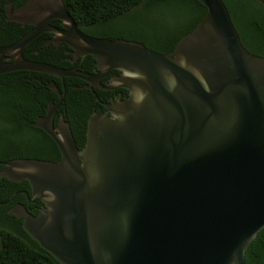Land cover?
<instances>
[{
    "label": "water",
    "instance_id": "1",
    "mask_svg": "<svg viewBox=\"0 0 264 264\" xmlns=\"http://www.w3.org/2000/svg\"><path fill=\"white\" fill-rule=\"evenodd\" d=\"M198 1L206 15L169 54L84 34L62 0H29L10 14L38 28L0 47V74L92 82L86 72L24 59L59 19L62 41L93 57L102 76L121 71L132 92L113 114L91 115L80 150L64 118L59 132L54 126L66 94L50 84L59 100L35 126L61 159L0 162L9 168L1 179L28 181L44 202L37 216L20 205L8 213L61 264H246L264 229V58L245 49L222 0Z\"/></svg>",
    "mask_w": 264,
    "mask_h": 264
},
{
    "label": "trees",
    "instance_id": "2",
    "mask_svg": "<svg viewBox=\"0 0 264 264\" xmlns=\"http://www.w3.org/2000/svg\"><path fill=\"white\" fill-rule=\"evenodd\" d=\"M9 1L0 0V12H5ZM222 1L245 49L264 58V0ZM64 5L78 26L93 37L133 41L161 54L172 53L179 40L191 32L207 12L198 0H78ZM170 19L176 21L170 23ZM0 29L1 46L11 45L25 34L22 24L17 22L2 24ZM26 57L63 69H76L60 63L55 54L48 57L49 60ZM87 60L95 59L89 56ZM52 83L65 93L61 79L52 75L24 71L0 75V162L7 160L2 151L28 141L32 130L41 132L52 149H58L54 140L34 125L38 117L46 113L49 104L59 100L49 87ZM81 83L79 79L65 78L66 95L59 107L80 150L86 143L92 110L98 105L92 93L74 88ZM20 157L28 158L19 155L15 159ZM44 161L58 160L46 158ZM25 186L28 182L0 179V202L11 199ZM11 204L0 206V264H61L30 237L22 218L8 213ZM246 264H264V229L249 246Z\"/></svg>",
    "mask_w": 264,
    "mask_h": 264
},
{
    "label": "flooded vegetation",
    "instance_id": "3",
    "mask_svg": "<svg viewBox=\"0 0 264 264\" xmlns=\"http://www.w3.org/2000/svg\"><path fill=\"white\" fill-rule=\"evenodd\" d=\"M28 1L29 0H10L6 5L5 12L4 13L0 12V27L2 26V24L12 23L13 21L8 20L11 17L12 13H14L18 8L23 6ZM62 1L65 4V2L68 3L72 1H78V0H62ZM9 7H10V11L7 10ZM49 24L53 28V30L41 31L32 40V42L23 50L24 59H26L27 58L26 56L29 55L31 58L38 57V58L49 60L48 57H52L55 54L56 56L59 57L60 63L68 64L69 66H73L74 68H76V70L86 72L90 74L91 76H93L94 78L92 79V82L88 83L86 81L79 79L82 82L81 85H77L74 87L77 90H83V91L87 90L90 93H92V95L96 98V102L98 105L94 106L92 110V115L98 114V113L102 114V113H107V112H110L111 114H113L112 112L115 110L116 104H119L120 102H123L131 98L132 92L129 89L122 87V85L119 83V78L123 76V73L121 71L112 70L107 75L102 76V71H100L97 68L95 60L88 61L87 59L89 56L78 57L76 50L73 49L69 44L62 41V35L59 32V30L65 31L66 25L63 21L59 19H52L49 22ZM37 28L38 27L36 25H29V24L22 25V29L25 31V34L22 35V37L37 30ZM79 29L84 34L93 37L92 35L83 31V29H81L80 27ZM10 39L11 38L7 37V40H10ZM6 46H10V45H3V46L0 45V47H6ZM1 56L2 55L0 54V60H1ZM15 60L16 58L12 56H5V58L3 59L4 62H12ZM28 61H32V60H28ZM32 62L44 63L40 61H32ZM16 72H19V71H16ZM5 74H8V73H5ZM0 75H3V74H0ZM61 81L63 83V87H64L65 94H66L65 79ZM62 113L63 111L59 112V108H58L53 117L54 126L58 132H59V126H60L59 124H60L61 119L62 118L65 119V114L64 113L62 114ZM46 114H47V111L44 115H40L37 121L41 118L46 117ZM35 127L38 129H41L37 126ZM86 132H87V128H86ZM86 137H87V133H86ZM2 154L4 157L7 158L5 162L20 160V159L44 161L46 158L57 159L59 161L62 157L59 148L57 150L52 149L50 142L45 138V136L41 132L36 131V130L31 131L30 138L28 141L26 142L22 141L19 144H14L11 148H8L7 150H3ZM19 155L28 156V158L20 157L18 159H15V156H19ZM1 166L2 168L0 169V173L2 171L9 169L7 168V166H4V165H1ZM5 178L6 177L4 176L2 179H5ZM25 182H28V181H24L21 183H25ZM19 192H26L27 195L19 194L15 196ZM14 196L15 197L11 202L12 204L10 203L11 205L8 211L12 210L17 205H20V206H23L32 215L37 216L43 209L42 207H44V202L42 201V199H39L38 197L33 199L34 193H33V189L30 186L29 182H28V186H25L23 189L17 191L14 194ZM27 196L29 200L33 199V202L29 203V201L27 200ZM29 208L32 211H29ZM34 208H38V209H34Z\"/></svg>",
    "mask_w": 264,
    "mask_h": 264
},
{
    "label": "rangeland",
    "instance_id": "4",
    "mask_svg": "<svg viewBox=\"0 0 264 264\" xmlns=\"http://www.w3.org/2000/svg\"><path fill=\"white\" fill-rule=\"evenodd\" d=\"M174 13H179V12H178V11H176V12L174 11ZM167 17H168V19H169V16H168V15H167ZM168 19H167V20H168ZM170 21H171L170 23H174V22L176 21V19H174V20L170 19Z\"/></svg>",
    "mask_w": 264,
    "mask_h": 264
}]
</instances>
